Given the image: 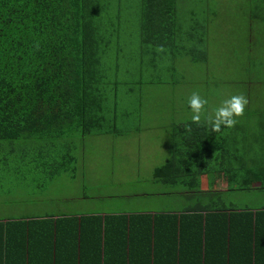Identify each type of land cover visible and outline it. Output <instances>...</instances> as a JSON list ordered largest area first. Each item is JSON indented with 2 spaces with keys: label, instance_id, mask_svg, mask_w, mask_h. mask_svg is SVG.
Listing matches in <instances>:
<instances>
[{
  "label": "trees",
  "instance_id": "16d2710c",
  "mask_svg": "<svg viewBox=\"0 0 264 264\" xmlns=\"http://www.w3.org/2000/svg\"><path fill=\"white\" fill-rule=\"evenodd\" d=\"M125 11L120 0H0V146H32L40 158L57 151L59 160L51 153L43 157L51 177L75 171V151L84 137L126 134L117 124L119 103L132 85L119 78L123 36L136 37L141 79L148 75L144 68L160 60L173 76L179 62L209 63L214 8L201 17L192 14L190 24L181 21L178 0H140L131 21ZM160 47L165 51L158 52ZM251 58L238 73L237 85L249 84V103L235 127L214 132L205 121L192 120L171 127L170 159L153 178L173 188L162 196L175 199L171 207L177 211L108 215L103 222L88 216L1 220L0 250L8 264H66L59 262L66 260L62 256L45 258L52 256L47 244L56 249L60 237L78 225L81 239L99 235L103 227L107 249L122 231L128 255L141 249L135 259L124 258L134 264H264V203L250 208L232 199L251 191L264 197V98L253 93L264 71ZM190 109L187 100L183 110ZM222 180L225 188L217 189ZM98 258L93 252L89 264Z\"/></svg>",
  "mask_w": 264,
  "mask_h": 264
},
{
  "label": "rangeland",
  "instance_id": "374dc122",
  "mask_svg": "<svg viewBox=\"0 0 264 264\" xmlns=\"http://www.w3.org/2000/svg\"><path fill=\"white\" fill-rule=\"evenodd\" d=\"M120 2L126 8L127 21H131L140 0ZM178 2L181 21L185 24H190L192 14L201 17L206 8L216 11L208 32L209 63L179 62V71L173 76L166 70L167 63L160 60L155 68L147 65L144 70L148 69V75L141 79L136 37L123 36L119 78L132 85L131 95L119 103L117 124L120 131L127 133L84 137L75 151L77 162L72 164L75 171L71 168L51 177L48 169H44L48 159L43 157L51 153L59 160L57 151H45L40 158L38 149H31L32 146H0V220L79 211L152 212L172 210L171 204L176 208L175 199L169 201L162 196L173 192V188L154 182L153 172L170 159L172 125L192 120V110H183L186 101L193 92L207 99L201 116V122L205 121L223 100L246 94L249 84L241 87L236 82L239 71L249 68L250 55L256 68L264 71V20H259L264 18V0ZM204 69L208 73L205 76ZM210 76L211 84L207 83ZM253 79H256L254 75ZM141 81L160 84L138 83ZM261 82L253 93L264 98V79ZM225 185L222 180L217 189ZM89 195L93 198L82 199ZM263 198L261 193L251 191L234 195L232 199L237 205L255 208L264 203Z\"/></svg>",
  "mask_w": 264,
  "mask_h": 264
},
{
  "label": "crops",
  "instance_id": "0c3cea01",
  "mask_svg": "<svg viewBox=\"0 0 264 264\" xmlns=\"http://www.w3.org/2000/svg\"><path fill=\"white\" fill-rule=\"evenodd\" d=\"M40 191V190H39ZM89 197V198H87ZM93 198L92 196H84V198H82L83 200H87ZM164 211H169V210H153L152 212H129V211H113L110 213H107V211H79V213H63L61 215H49V216H38V217H32V218H39V219H44V218H53L55 220V218H59V217H75V218H80V217H89L91 219H94L96 217L101 218V221H104L105 216L108 215H113V216H130L131 214L134 216H140V215H147L150 214L151 216L156 214V213H160V212H164ZM177 211L176 209H172L170 210V212H175ZM16 219V218H15ZM7 219H3L2 221H5ZM9 220V219H8ZM1 221V220H0ZM142 221L141 220H137L136 224L139 226L141 225ZM88 227V226H87ZM83 229H85V227H83ZM101 231L99 235H91L89 234L88 236H84L81 239L80 236V231H81V225L72 227L69 231V234H71V236L69 235H63L60 237V240H58L56 242L57 247L56 249H51V246L49 244H47V252H51L50 255H47L45 258H48V256H50V258L52 257L53 261L58 259L59 257L62 256L63 259L66 260H62L59 261L64 262L66 261V264H89V262H91V256L93 254V252H97V254L99 255V258L97 259L99 261V263H95V264H134V260H124V258H129L132 257L135 259V256L137 254H139L140 252V248L137 247L134 251H131V254H127L128 253V244L124 245L122 242H120V238L123 236L122 235V231L118 230L117 233L121 234V236H119V238H115L114 241H112V243H114V245L110 246L108 249L105 247V236H104V232H103V227H100ZM77 230V240L74 238V232H76ZM66 239L68 241H66ZM191 240H187V243H189ZM41 242H46V239H44V241ZM94 244H98L94 249H93V245ZM134 248V247H132ZM145 252H141V254H144ZM56 254H60V255H56ZM10 255H12V250L10 251ZM56 262V261H55ZM58 262V261H57ZM9 263V259H8V254L7 253H3L2 254V250H0V264H8Z\"/></svg>",
  "mask_w": 264,
  "mask_h": 264
},
{
  "label": "clouds",
  "instance_id": "9594fccd",
  "mask_svg": "<svg viewBox=\"0 0 264 264\" xmlns=\"http://www.w3.org/2000/svg\"><path fill=\"white\" fill-rule=\"evenodd\" d=\"M158 52L165 51L162 47ZM208 101L198 92H193L188 98L189 107L192 110V121L196 124L201 123V116ZM249 101L244 94H235L222 101L221 105L214 110V113L205 117V122L211 127L212 131L220 132L222 127L233 128L238 123L237 118L244 115Z\"/></svg>",
  "mask_w": 264,
  "mask_h": 264
}]
</instances>
